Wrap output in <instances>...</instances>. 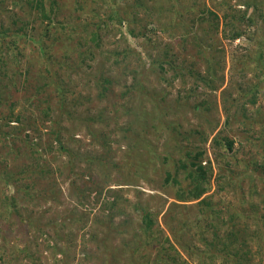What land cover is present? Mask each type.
Masks as SVG:
<instances>
[{"label": "rangeland", "instance_id": "obj_1", "mask_svg": "<svg viewBox=\"0 0 264 264\" xmlns=\"http://www.w3.org/2000/svg\"><path fill=\"white\" fill-rule=\"evenodd\" d=\"M15 1L17 6L0 11V20L10 23L11 15L20 18L18 26L26 20L31 26L22 30L13 25L10 30L20 36V42L19 46L12 43L8 65L0 69L1 98L12 97L27 105L22 111L31 121L23 127L22 137L29 132L49 157L45 141L53 139L51 124L56 122L50 123L42 109L29 105L25 95L35 93L45 63L51 62L48 76L62 72L68 81L64 85L69 89L64 104L68 114L62 117L61 128H66L62 132L68 147L81 158L73 173L64 166L61 174L57 171L58 178L52 179L48 173L39 179L34 198L24 196V192L17 195L20 214L13 212L0 221V226L7 228L3 234L12 239L8 250L29 244L39 264H64L57 253L73 237L77 245L67 251L80 256L76 264L84 263L80 252L83 240L92 244L96 254L87 235L99 228L111 238L112 250L118 247L132 254L131 245L137 239L132 234H141L143 226L142 210L137 208L146 207L160 213L157 223L186 262L198 264L203 245L200 239L203 234L211 235L207 227L210 210L201 211L196 202H178L174 199L176 187H164L162 181L167 170L178 169V140L183 148L203 147L204 136H209L205 146L214 167L208 195L216 208L223 209V220L214 221L222 227V236L234 230L243 241L245 225L253 228L256 220L263 225L264 169L258 167L264 163V72L259 76L264 71V0H44L47 8L52 4L55 8L52 20L44 18L40 8L28 6L27 0ZM244 13L255 22L249 24ZM47 26L50 32L44 34ZM232 30H243V34L236 39L225 37V31ZM215 60L224 65L210 81L208 77L217 67ZM104 78L110 81L105 83ZM31 83L35 89H26ZM103 85L108 89L102 91ZM54 86L42 89V96H54L52 105L60 109ZM253 94L255 103L249 101ZM4 111H9L6 104H2L0 115ZM216 134H230L235 139V150L227 156L231 160L228 167L216 158L217 151L211 146ZM17 144L23 148L21 140ZM24 159L11 160L10 170ZM227 171L233 176L230 183L228 177H220ZM178 177L184 186L188 184L182 169ZM72 181L78 185V195L71 193ZM6 185H1V198ZM14 193L12 188L6 191L8 198ZM79 195L85 196L81 199ZM113 197H118L120 214L112 223L99 224L95 220L105 216L102 207ZM174 202L180 206H172ZM175 213L178 221L187 223L182 231L172 218ZM19 220L23 224L16 227ZM27 232L35 235L34 240L27 239ZM43 232L52 237L58 234L57 239L47 246L49 240L43 238ZM142 241L145 247L134 254L139 264L154 259L165 244L147 236ZM193 243L201 247L190 257L185 250ZM247 244L250 255L261 252L251 264H264V238L260 246L254 239ZM122 260L126 262V257Z\"/></svg>", "mask_w": 264, "mask_h": 264}, {"label": "trees", "instance_id": "obj_2", "mask_svg": "<svg viewBox=\"0 0 264 264\" xmlns=\"http://www.w3.org/2000/svg\"><path fill=\"white\" fill-rule=\"evenodd\" d=\"M50 2H53V0ZM6 3V0H0V11H9L11 9V6L13 7L18 5V2L15 0L9 2L12 5H8L9 3ZM27 5L31 8H40L43 11V16H45L44 18L52 20L53 12L55 10L53 4L50 8H47L44 0H27ZM255 6L258 10V5ZM249 7L250 6L248 5V8ZM209 13L214 14L213 11L210 9ZM245 13L243 15V18L246 19L249 24H253L255 22L254 17H251V15L247 16ZM227 16L228 15H226V17ZM19 20L20 18H18L17 20L16 16L11 15L10 23L6 24L3 19L0 20V69L5 65H8L6 57L9 55L10 52L11 55L13 54V47H11L12 43L19 46L20 36L10 31L13 29V25L17 26L19 29L22 30H27L29 26H31L29 20L24 21L23 24L18 26L17 23ZM122 21L123 20L121 19L120 22ZM216 27H218V24L216 25ZM49 32L50 29L47 26L45 28L44 34H48ZM242 34L243 30H232L230 33H226L225 31L224 33L225 37L232 39H236ZM24 35L28 36L27 33H24ZM9 36H11L10 39L8 38ZM7 51H9L8 54ZM17 58L18 55L15 54L14 60H17ZM14 60L12 59V61ZM50 64L51 62L45 63L46 66L43 70V73L40 75L39 84L36 86L35 93L31 95H25V101L29 105L33 106L35 104L36 109H42L44 115L48 118V121L50 123L56 122L55 124H51L53 130L50 134L53 136V139L49 138L48 141H45V151L50 153L49 157H45L44 153L40 150L39 143L35 142L34 138H30L29 132H26L25 137H22L23 127L28 126L27 121H31L28 116H25L22 111L27 108V105H23V102L13 100L12 97L1 98L3 97V94L1 93L2 91L0 92V108L2 107V104H6L9 110L7 112L4 111L0 115V118L2 119V121H0V180L1 182H3L0 183V189H2L1 185L7 184L5 187L6 189L4 188L5 190H2L3 198L0 197V221H5V218L13 216V212L20 214V210L18 208L19 205H17L19 204V202L16 198L17 195L20 194V192H24V196H29L31 199L34 198V189L37 188L39 179H45V174L48 173L52 174V179H54L55 177L58 178L57 171L59 172V174H61L64 170V166H67L73 173L74 169L77 167V163L81 158L78 155V152L76 153V156H74V152L68 147V144L65 141L66 136L63 135L62 132V129L65 130L66 128L64 126L63 128H61L62 117L68 114L64 108V104H66L68 98L67 93L69 91V89L67 87H64V85H67L68 81L65 80L62 72H56L55 75L52 77L48 76L47 72H49L50 68H52H48ZM214 64L217 67H214V73L208 77L209 80H213L214 78H216L218 72H220V70L222 71V67L224 65V63L222 64L220 60H215ZM160 66L163 69V61H161ZM263 72L264 71L261 70L259 76L263 77ZM5 74L6 71L4 75ZM8 79L10 80V77ZM109 81L110 80L108 78H104L105 83H108ZM27 82L29 81L27 80ZM53 84L55 85L53 89H55V95H57V100L59 102L60 109H57V107H54L52 105L54 101V96H42L41 90L44 89L46 86L51 87V85ZM256 86L257 84H255V87ZM2 88L3 86L0 85V89ZM27 88H30L32 90L35 89L32 83L30 85H27L26 89ZM102 88V91L108 89V87L105 85H103ZM249 101H251L252 103L256 102L255 94L252 95V98L249 99ZM198 106L200 105H195L196 110ZM243 111L245 112L246 110L243 109ZM55 112H58L57 115H54ZM12 122H17L19 125L12 126ZM227 122L229 123V117H227ZM3 125L12 128L5 130L2 128ZM174 138L175 140L178 139L176 138V136ZM183 138L188 137L183 136ZM20 140L21 142H23L22 149L17 144ZM208 140L209 136H204L201 139V142H203L204 146L202 147V145L197 144L195 148H193L192 145H190V148H183L181 145H178L180 144V141L178 140L175 147V149H177L181 155V159L178 160V169L175 172L167 170L166 176L162 181V186H175L176 189L174 192V199L178 202H196L198 205H200L201 211L208 212L210 210V220L207 222V227L210 228L211 235H202L200 239L203 244L202 247L197 243L187 245L188 247L185 251L188 253V256H196L199 253V248L201 247L202 250H200L201 252L197 256L204 258L205 260L199 258L200 261H198V264H251L253 262V258L258 254H261V252L253 253V256L250 255L251 250L249 249L247 243L254 239L258 242V246H260V240L264 238V222L263 225L260 226L258 221L256 220V226H254L253 228L249 224L245 225L243 231L247 232V234H250V236L247 237V234H242L243 241L241 239L239 240L240 236L237 232H234V230L231 231L228 236H222V227L214 221L219 219L223 220V209L216 208L213 202L209 199L210 197L208 195V192L211 190L212 187L211 182L212 176L214 174V167L212 165L211 158L209 157V151L205 146ZM211 142V146L217 151L216 158H220L222 162L226 165V167L230 166L231 160H229L227 156L228 153L230 154L231 151L233 152L235 150V139L231 137L230 134H224L223 136H219L218 134H216L211 140ZM3 143L6 144L4 148L2 146ZM190 144H192V142H190ZM142 145L150 147L146 144V141L143 142ZM133 147L135 149L134 145ZM46 148H48V150ZM151 150L155 151L154 149ZM155 154L156 153H154V156H156ZM21 156H25L26 159H24V161L21 162L20 165H16V167H14V170L11 171V160L13 162L17 161ZM65 156L66 159L63 160ZM165 158L166 157H164V159ZM205 160H207L208 162L203 164V161ZM61 163L64 165L60 166ZM1 165H4V167L1 168ZM258 168L264 169V163H261ZM180 169L183 170L184 178L188 180V184L185 186L183 185L181 179L178 177ZM230 174L231 173L227 171L224 172L223 175H220V177H228L230 183L233 179V176ZM28 179L29 182H27ZM52 184H55V182H53ZM71 184L72 188H74H71V193L78 195L77 190H79V188L75 189L78 185L75 184V181H72ZM223 186L225 187V185ZM223 186H220V188H224ZM8 188H12L15 190L14 195L9 196L10 198H8L6 195V191ZM52 188L53 187L50 186L49 189L52 190ZM84 196L85 195H79L81 199ZM117 198L118 197H113L112 199L108 198V200L104 203L103 207L101 206L104 210L103 214H105V216H103V218L101 219L100 217H97V219L95 220L96 222H98L99 224L112 223L116 214H120L121 209L118 211L119 205H117ZM180 203L174 202L171 204L172 206H180L178 205ZM21 206H24V204H21ZM139 209L142 210L143 226L141 227V229H139L142 233L139 234L137 233V231H135L132 234L134 238H137L132 242L131 245V247L134 246L132 254L129 252L127 253L125 250H123L122 252L121 250H119L118 247L112 250L110 243L111 238L105 233L103 229L98 228L95 229L94 232L91 231L89 235H87V240L95 244L94 251L96 252V254L93 253L92 244H88L86 241L83 240V247L80 249V252L83 253L82 258L84 263L81 262L79 264H139L138 261H136L134 254L141 250L143 247H145L142 241L143 236H147L148 238L154 237L157 241H159V244H162V242L165 243L163 246L159 247L157 256L152 260L146 259L145 264H188L183 258V255L178 249L177 245L172 241L169 236L165 235V232L160 227L159 223H157V221L159 220L158 215L160 213L153 212L146 207L137 208V210ZM234 215L235 213H232L229 217L232 219L234 218ZM68 218H70L69 215ZM172 218L174 219V221H177V224H180L181 231L187 225L185 220H177L176 213L172 216ZM15 223L16 227H18L23 224V221L19 220ZM15 223H13V225H15ZM3 228V226H0V264L40 263L39 257H35L32 249H30L29 244H25L23 247L20 248H17V246H11L10 250H8L6 246L8 243L12 242V239H9L7 235L3 234V231L7 229L6 227L4 229ZM82 228L83 230H85L84 224ZM206 231L208 232L209 229H206ZM7 232L10 233L12 231L7 230ZM107 232L109 233L110 231ZM160 233H164V238L163 235H159ZM29 236L30 234L29 232H27V239L34 240L35 235L31 234V236ZM42 236L43 238L49 240L47 246H50L57 239L56 236H58V234H55V237H52L48 233L43 232ZM15 237H17V235ZM159 237H161L162 239ZM147 241L150 242L151 240L148 239ZM68 242V245L65 246L66 250L63 248L60 249V251L57 253L60 256V259L58 258V260L64 264H76L75 260H78L80 256L76 254L72 255L70 252L67 251V249H72L74 246L77 245V242L74 241L73 237L71 239H68ZM136 242L138 243L136 244ZM128 245H124L123 247H127ZM162 250H164L163 253ZM57 254H54L53 258H56ZM122 257H126V262L122 260ZM219 258L220 261H218ZM262 259H264V257H262Z\"/></svg>", "mask_w": 264, "mask_h": 264}]
</instances>
